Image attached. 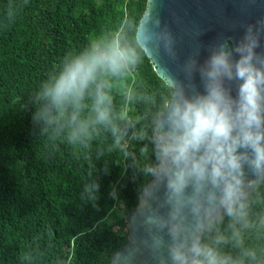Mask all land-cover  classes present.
Instances as JSON below:
<instances>
[{
	"label": "clouds",
	"instance_id": "1",
	"mask_svg": "<svg viewBox=\"0 0 264 264\" xmlns=\"http://www.w3.org/2000/svg\"><path fill=\"white\" fill-rule=\"evenodd\" d=\"M154 3L66 54L23 107L49 154L63 147L86 169L82 201L96 204L101 159L105 172L114 161L143 178L136 212L156 264H264V18L150 87L136 79L145 60L176 57ZM28 4L3 0L0 31ZM39 256L27 251L21 264Z\"/></svg>",
	"mask_w": 264,
	"mask_h": 264
},
{
	"label": "trees",
	"instance_id": "2",
	"mask_svg": "<svg viewBox=\"0 0 264 264\" xmlns=\"http://www.w3.org/2000/svg\"><path fill=\"white\" fill-rule=\"evenodd\" d=\"M145 7L146 0H29L17 23L0 31V264H21L30 250L40 253L34 264H109L126 242L124 217L143 178L114 161L105 172L101 159L96 204L82 201L86 169L63 147L49 154L23 105L66 54ZM136 79L160 83L149 60Z\"/></svg>",
	"mask_w": 264,
	"mask_h": 264
},
{
	"label": "water",
	"instance_id": "3",
	"mask_svg": "<svg viewBox=\"0 0 264 264\" xmlns=\"http://www.w3.org/2000/svg\"><path fill=\"white\" fill-rule=\"evenodd\" d=\"M153 6L161 28L167 27L175 39L174 60L163 50L156 56V63L149 60L159 79L168 72L182 78L181 66L187 59L195 57L203 63L214 45L227 40L233 46L243 36V26L264 18V0H155ZM262 50L264 38L257 51ZM194 83L200 84L198 74ZM137 206L124 217L127 239L111 255L109 264H156L151 236L142 216L136 212ZM133 216H136L134 220Z\"/></svg>",
	"mask_w": 264,
	"mask_h": 264
}]
</instances>
